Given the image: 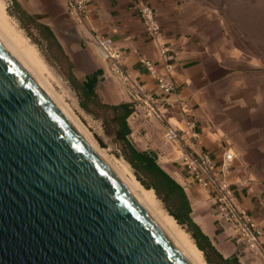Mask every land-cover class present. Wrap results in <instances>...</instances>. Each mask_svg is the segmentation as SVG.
Returning <instances> with one entry per match:
<instances>
[{"label": "crops", "instance_id": "1", "mask_svg": "<svg viewBox=\"0 0 264 264\" xmlns=\"http://www.w3.org/2000/svg\"><path fill=\"white\" fill-rule=\"evenodd\" d=\"M2 1L5 11L10 6L19 28L26 27L49 49L52 62L66 76L89 85L103 104L132 105L126 119L127 140L137 151L153 156L182 187L191 222L215 251L239 264H264L257 252L235 243L222 229L213 217L207 191L179 164L185 150L164 139L166 124L149 115L147 106L137 99L139 92L151 99L152 107L179 130L191 152L210 157L223 172L237 204L264 230V66L233 43L213 7L205 0H145L162 33L154 42L145 35L133 0H88L81 21L68 14L66 0ZM95 36L110 39L121 53L128 82L111 73L92 41ZM145 60L170 85L167 92L145 69ZM166 65H171L169 73ZM184 117L193 122L191 132L196 138L185 132ZM224 152L232 156L229 163L222 162Z\"/></svg>", "mask_w": 264, "mask_h": 264}, {"label": "water", "instance_id": "2", "mask_svg": "<svg viewBox=\"0 0 264 264\" xmlns=\"http://www.w3.org/2000/svg\"><path fill=\"white\" fill-rule=\"evenodd\" d=\"M0 264H190L1 41Z\"/></svg>", "mask_w": 264, "mask_h": 264}, {"label": "built area", "instance_id": "3", "mask_svg": "<svg viewBox=\"0 0 264 264\" xmlns=\"http://www.w3.org/2000/svg\"><path fill=\"white\" fill-rule=\"evenodd\" d=\"M67 12L78 21L84 19L86 14V3L88 0H66ZM134 10L140 18L145 35L152 41L157 42L161 36L160 26L156 20L153 8L145 0H133ZM94 45L100 51L104 59L110 66L111 73L121 82H128V74L121 66V53L113 46L108 38L95 36L92 38ZM159 54L162 56L164 49L160 48ZM143 66L148 73L158 80V85L164 91L170 89V85L159 79L151 62L143 61ZM171 71V65L165 66V72ZM137 99L147 106L148 114L154 115L166 124L164 139L171 144H178L185 151L181 155L179 164L185 174H187L196 185L207 191L212 201L213 217L227 232L229 237L237 244L250 252H257L264 263V230L260 229L253 219L235 201L234 192L227 183L223 172L219 171L214 162L206 153L195 154L185 145L179 136V130L170 126L164 116L156 111L152 106L154 102L143 95L137 94ZM185 132L190 138H196L191 132L193 122L187 118L182 119ZM232 156L229 152L222 154V162L229 163Z\"/></svg>", "mask_w": 264, "mask_h": 264}, {"label": "rangeland", "instance_id": "4", "mask_svg": "<svg viewBox=\"0 0 264 264\" xmlns=\"http://www.w3.org/2000/svg\"><path fill=\"white\" fill-rule=\"evenodd\" d=\"M205 1L213 7L221 20L225 22L233 43L242 49L247 57L257 60L264 66V0ZM11 11L10 6H7V15L15 23V27L19 29L20 33L35 47L44 62L46 71L42 75L49 90L60 98L62 107L65 109V113L68 114V119L84 134V137L93 145V148L103 155L102 159L108 166L123 169V165H125L136 181L145 188L140 180H144L143 182L146 183V178L140 172L134 173V170L123 159L119 143L111 136V126L104 123L105 120L108 121L111 118V112L102 110L97 105L90 104L89 108H93L94 111L92 113L79 106L77 97L70 88V84L66 81L65 73L52 62L53 60H51L48 50L40 45L30 32L19 28L18 24L13 20ZM124 174L128 177V173L125 172ZM155 198L158 207L169 214L168 204L156 195ZM180 228L190 236L185 227L180 226Z\"/></svg>", "mask_w": 264, "mask_h": 264}, {"label": "trees", "instance_id": "5", "mask_svg": "<svg viewBox=\"0 0 264 264\" xmlns=\"http://www.w3.org/2000/svg\"><path fill=\"white\" fill-rule=\"evenodd\" d=\"M11 14L13 15V13ZM21 28L28 31L24 26H21ZM35 40L37 41L36 38ZM39 44L41 45V43ZM45 48L49 51L47 47ZM49 55L51 56L50 53ZM51 58L53 60V56ZM66 79L75 92L80 107L94 113L93 108H89L91 104L111 112V118L108 121L105 120L104 123L111 126V136L119 143L123 159L134 170V173L140 172L146 178V183L143 182L144 180H140L145 189H151L158 198L168 204L170 216L174 218L178 225L186 228L195 246L202 253L204 261L207 264H239L235 258L223 259L211 246L207 237L201 234L191 222L188 200L182 187L156 164L153 156L145 151H137L129 143L127 140L129 128L126 119L132 112V105L127 103L118 105L103 104L93 94L89 85L80 84L68 76H66Z\"/></svg>", "mask_w": 264, "mask_h": 264}, {"label": "bare ground", "instance_id": "6", "mask_svg": "<svg viewBox=\"0 0 264 264\" xmlns=\"http://www.w3.org/2000/svg\"><path fill=\"white\" fill-rule=\"evenodd\" d=\"M0 41L27 69V71H29V73L35 78L43 90H45V92L51 97L59 109L65 113V109L62 107L60 98L49 90L46 80L42 75V73L46 71L44 62L38 55L35 47L29 43L28 39L20 33L18 28L15 27V23L10 19L5 11V4L2 0H0ZM65 114L67 117L68 114ZM72 124L74 125V123ZM76 129L81 133L78 128ZM81 134L84 136L83 133ZM97 154L103 158L101 153L97 152ZM123 166V169L120 167V169H117L114 166L110 167L115 172V174H117L129 192L153 218L159 228L173 242L181 254L190 264H207L203 259L202 253L197 249L190 236L182 228H180L172 216L165 213L158 207V203L153 191L151 189L143 188L128 171L127 167L125 165ZM125 172L128 173V177H126L127 175L125 176Z\"/></svg>", "mask_w": 264, "mask_h": 264}]
</instances>
